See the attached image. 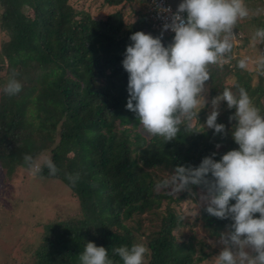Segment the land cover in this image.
Instances as JSON below:
<instances>
[{
    "label": "trees",
    "instance_id": "16d2710c",
    "mask_svg": "<svg viewBox=\"0 0 264 264\" xmlns=\"http://www.w3.org/2000/svg\"><path fill=\"white\" fill-rule=\"evenodd\" d=\"M133 2L141 9L128 21L117 7ZM245 2L253 12L264 6L262 0ZM104 3L114 11L94 17L73 0H0V32L9 35L0 46V79L14 77L22 84L17 95L5 94L6 83L0 90L2 173L9 179L26 167L25 155L49 151L60 171L52 177L44 168L39 176L62 181L78 201L77 211L44 224L31 264H78L87 242L105 247L110 256L113 248L143 243L150 249L145 264H203L223 247L220 235L232 221L209 215L208 205L193 219L183 212L184 203H198L200 187L175 193L157 185L177 166L198 167L213 152L218 161L238 149L230 135L235 109L221 103L217 123L229 132L224 138L211 129L202 132L198 122L182 125L171 142L148 134L126 109L128 73L122 61L132 34L156 37L162 29L151 17L149 0ZM260 27L263 14L237 23L239 45L231 61L210 66L211 99L239 85L264 114V75L254 63L251 69L237 67ZM171 41L164 33L162 43ZM257 45L264 54V42ZM76 173L73 186L66 174Z\"/></svg>",
    "mask_w": 264,
    "mask_h": 264
},
{
    "label": "clouds",
    "instance_id": "9594fccd",
    "mask_svg": "<svg viewBox=\"0 0 264 264\" xmlns=\"http://www.w3.org/2000/svg\"><path fill=\"white\" fill-rule=\"evenodd\" d=\"M260 11L253 12L245 0H182L175 12L170 6L160 7L164 19L160 36L135 32L122 61L128 73L126 109L148 134L166 142L175 140L181 126L191 127L194 120L202 132L211 129L214 136L224 138L229 132L217 123L221 103L235 109L229 117L230 122L235 121L230 135L238 149L226 152L218 161L213 152L198 167L177 166L157 185L175 193L200 187L206 193L202 196L208 203L206 212L232 221L230 230L220 235L223 247L214 264H264V114L247 90L237 85L235 91L225 87L211 99L203 125L198 120L209 104L205 83L211 79L210 66L231 61L237 23ZM168 31L174 37L165 46L163 34ZM251 42H264V27L256 29ZM251 62L264 75V54ZM249 63L250 58L244 57L237 67L247 69ZM21 90L22 84L14 77L3 89L9 96ZM23 159L33 176L44 168L52 177L60 171L50 157L25 155ZM66 179L74 186L79 173L66 174ZM257 213L259 217L254 218ZM149 252L145 244L134 243L113 248L110 256L105 247L87 242L78 264H145Z\"/></svg>",
    "mask_w": 264,
    "mask_h": 264
},
{
    "label": "rangeland",
    "instance_id": "374dc122",
    "mask_svg": "<svg viewBox=\"0 0 264 264\" xmlns=\"http://www.w3.org/2000/svg\"><path fill=\"white\" fill-rule=\"evenodd\" d=\"M73 2L77 7H84L94 17L104 16L115 9L105 4L104 0H73ZM117 8L124 9L128 21H133L135 11L141 9L137 2L125 3ZM259 8L261 10L259 14L264 15V6ZM8 39V33L2 30L0 46ZM234 44L239 45L238 40H235ZM241 52L242 58H250L248 69L252 68L251 61H255L262 54L257 43L252 44L251 47L246 46ZM1 64L0 75L4 72ZM5 83L6 79L1 78L0 90ZM205 87L209 104L199 114L198 120L202 125L211 111L208 82L205 83ZM196 122L192 121L191 125ZM207 130L205 128L204 131ZM40 156L50 157V153L48 151ZM2 172L0 167V264H31L33 252L38 248L44 232V224L65 219L77 211L78 201L71 196L69 188L62 181L33 176L26 167L22 170L18 169L9 179H6ZM204 195L205 192L197 190L198 203L188 201L181 206L190 219L198 213V208L208 205L207 201L202 199ZM221 250L222 248L203 264H214V257L218 256Z\"/></svg>",
    "mask_w": 264,
    "mask_h": 264
},
{
    "label": "built area",
    "instance_id": "2783aa9c",
    "mask_svg": "<svg viewBox=\"0 0 264 264\" xmlns=\"http://www.w3.org/2000/svg\"><path fill=\"white\" fill-rule=\"evenodd\" d=\"M171 7L172 11L175 12L176 9L171 5L167 0H150V8L149 12L151 13V17L153 18L156 26L160 29L163 27L164 19L162 18L159 8L160 7ZM170 35L172 38L174 37V33L171 31L165 32Z\"/></svg>",
    "mask_w": 264,
    "mask_h": 264
},
{
    "label": "water",
    "instance_id": "95a60500",
    "mask_svg": "<svg viewBox=\"0 0 264 264\" xmlns=\"http://www.w3.org/2000/svg\"><path fill=\"white\" fill-rule=\"evenodd\" d=\"M168 1H169L170 4L173 5V7H174L175 9H177L179 3L182 2V0H168Z\"/></svg>",
    "mask_w": 264,
    "mask_h": 264
}]
</instances>
